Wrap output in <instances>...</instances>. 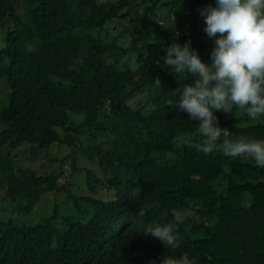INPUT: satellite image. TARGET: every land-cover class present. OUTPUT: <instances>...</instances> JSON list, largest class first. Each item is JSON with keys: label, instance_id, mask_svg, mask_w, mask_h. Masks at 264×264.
<instances>
[{"label": "trees", "instance_id": "16d2710c", "mask_svg": "<svg viewBox=\"0 0 264 264\" xmlns=\"http://www.w3.org/2000/svg\"><path fill=\"white\" fill-rule=\"evenodd\" d=\"M207 5L0 0V264H149L184 252L196 264H264V169L202 152L198 122L170 95L192 78L162 59L187 41L209 62ZM213 114L233 140L264 139V118ZM174 208L190 215L170 251L145 232Z\"/></svg>", "mask_w": 264, "mask_h": 264}, {"label": "clouds", "instance_id": "9594fccd", "mask_svg": "<svg viewBox=\"0 0 264 264\" xmlns=\"http://www.w3.org/2000/svg\"><path fill=\"white\" fill-rule=\"evenodd\" d=\"M215 6L198 9L204 27L202 31L212 41L209 62L201 61L190 42H173L163 49L164 65L184 80L172 92L178 96V108L188 119L198 122L203 138L202 152L207 155L222 151L224 156H243L264 169V139L240 137L231 139V133L219 126L214 111L231 113L244 109L251 120L264 118V0H214ZM188 74V75H186ZM159 85V81H156ZM221 137L224 139L221 141ZM132 198L137 196L133 192ZM171 222L150 227L145 234L158 239L167 250L181 246L176 226L184 224L190 215L171 209ZM149 264H196L187 252L178 257L164 255Z\"/></svg>", "mask_w": 264, "mask_h": 264}, {"label": "rangeland", "instance_id": "374dc122", "mask_svg": "<svg viewBox=\"0 0 264 264\" xmlns=\"http://www.w3.org/2000/svg\"><path fill=\"white\" fill-rule=\"evenodd\" d=\"M158 23L159 24H161V22L160 21H158ZM4 36H5V33H4ZM2 38H3V35L1 36V40H0V44H1V42H2ZM49 152L52 154V155H54V156H58V157H64V155L65 154H67V152H68V150L66 149V148H64V147H59L58 145H52L50 148H49ZM20 153V152H19ZM14 155H16V153H13ZM81 162H80V165H79V167L82 169V168H84V169H89V168H93V164H90V163H82V160H80ZM20 162H21V165H23V166H26V165H28L29 164V159L28 158H26V157H23V158H21V160H20ZM39 161L37 162V163H34L35 165H34V168H35V170L37 169V171H39ZM68 171V170H67ZM66 176H69V174L67 173V175ZM64 179H62V181H61V185H64V181H63ZM74 181L76 182V184H75V186H74V188H73V190H77V186L78 187H83V185H84V179H82L81 178V176L80 177H78L77 178V180H75L74 179ZM78 182H82V183H78ZM80 191H84V189L82 188ZM46 200L47 199V202H48V200L50 199V196H48L47 197V195H45L43 198H42V200ZM40 204H41V202H40ZM50 205V203H46V204H44L43 206H46V207H48ZM34 214L35 215H37V216H41L42 214H43V211H41V210H38V208H36V210H35V212H34Z\"/></svg>", "mask_w": 264, "mask_h": 264}]
</instances>
